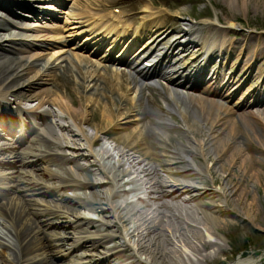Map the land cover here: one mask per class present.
I'll return each instance as SVG.
<instances>
[{
	"label": "bare ground",
	"instance_id": "obj_1",
	"mask_svg": "<svg viewBox=\"0 0 264 264\" xmlns=\"http://www.w3.org/2000/svg\"><path fill=\"white\" fill-rule=\"evenodd\" d=\"M228 1L232 2V0ZM247 1L264 2V0H235L237 3ZM38 7L40 9H34L30 5L18 1L0 0V131L4 132L1 131L0 136L6 134L10 140H13L12 145L0 146V152L2 149H8L7 152L1 153L2 159L0 158V180L1 183H5L4 187L0 184V196L14 192V190L19 191L18 185L10 183L16 173L28 172L40 162L49 161L51 164L63 162L70 166L65 177L60 172L47 167H44L41 172L42 176L55 179L58 182L57 185L55 183V186L41 187L37 185V181L34 183L27 180L26 183H23L25 180H21L23 184L21 190H29L32 194L43 198L55 193L56 198L52 200L59 199L64 203H71V206L67 207L68 210L75 211L76 208L73 205H78L83 209L88 207V211L96 213L101 218L96 224L89 214L79 212L76 219L69 222L70 225L84 223L97 228L95 233L83 236L80 233L90 232L89 229L81 230L73 227V241H78L76 247L97 249L98 246H102L105 250H110V253L107 251L108 254L102 259L91 261L88 264H147L130 251L129 244L126 242L117 246H107L108 241L119 238V235L109 229L122 223L125 227L124 230H127L128 224L125 223L124 215L129 212V209L124 211L128 206L132 207L134 214L139 218V224L133 230L137 250L148 256L150 264H204L215 260L216 255L224 251L223 247L206 238L199 229L202 219H206L215 226L217 223L215 213L219 216L223 215V209L216 207L218 205L215 202H221L227 207L224 211L229 213L236 214V210L240 209L246 215H249L250 210L251 213L254 212L253 218L258 214L257 204L254 203L248 184L254 181L258 184V190L264 191V161L262 159L264 157V120L261 119L257 109H252L253 104H257L256 107L264 105L262 82L260 81L255 87L256 95L252 102H247L246 96H241L244 100L242 99L238 106L240 112L233 113L234 117L229 116L226 112L228 109L214 98L223 86L227 84L228 87L234 83V77H230L229 81H225V79L213 81L214 77L211 76L207 87L200 92L202 95L188 93V97L177 91L181 82L170 83L173 90L168 95L163 92L153 93V89L156 88L148 81L140 85L136 84L131 97L124 95L122 91L118 92L121 82L113 85L118 98L113 95H103L98 92L97 87L92 88L91 82L96 75H99V69L105 71L107 69L104 68L110 66V63L117 62L123 53V48L115 52V59L111 61L107 58L110 54L108 53L109 49L101 55L96 54L101 45L97 44V47H95L96 45L91 47L93 49L91 51L87 49V44L93 41V36L88 35L72 44H63L60 51L54 50L52 55L55 58L52 61L43 60L48 53L46 49L53 47L57 42L65 43L82 34L84 30L79 28L83 25H89V27L91 25L92 32L98 30V33H105L103 38L108 35L110 38L115 36L113 40L118 38L123 41L129 37L131 41H134L142 36H147L145 41V43H149L147 47L153 46L155 50L160 49L164 40L169 37L166 31L154 35L147 28L139 30L136 28L132 33H128L123 29L124 27L120 29L119 21L114 17L106 16L104 18L101 15L96 19L86 11L80 10L71 14L67 23L53 27L52 41H48L46 38L40 40L37 35L29 33L37 31L30 23L34 19L54 17L55 15L50 9H47L48 6ZM144 8L149 11L151 6L145 4ZM163 14H149V16L163 17L165 16ZM216 21H219L217 17L215 20H205L211 27L205 34L201 33L203 41L199 43L201 45L199 49L205 47L207 63L215 57L213 46L218 44L220 50L224 46L223 53H231L237 46L232 43L225 46L224 39L227 36L225 34L232 29L218 28L217 24H214ZM189 25L186 30L182 29L173 33L176 36L175 39L167 42L168 44L166 43L167 45H164L161 51L168 47L167 52H169L170 49H176L181 43H198L195 35L200 32V26ZM43 36L49 37L50 35L43 34ZM68 49L71 50V54L66 53ZM62 53H66L64 58L61 57ZM187 62L184 61V64ZM112 68L115 69L116 65H113ZM222 70L221 66H218L214 72H222ZM110 71L114 74L118 73ZM245 73L242 72V77L245 76L244 80L251 77L250 74ZM191 77L195 78L196 76ZM198 81L195 79L194 82L188 83L186 88L195 92L198 89ZM59 94L67 97L69 107H79L85 112L83 114L73 109L69 111L70 119L75 125H78L80 133L83 135L87 129L86 127L82 128L81 123L91 121L90 116H92V118H98L97 126L94 125L95 137L99 133L113 135L125 131L121 137L131 136L142 140L141 143L138 141L134 144H129L128 141L125 144L127 151L139 152L143 146L146 149L144 154L154 152L156 149L147 137L158 139L160 153L157 156L163 159L159 170L166 173L165 176L160 174L156 167L145 163L144 159H139L127 152H121L117 161L118 168L114 171L113 177L109 178L104 175L102 180L86 179L83 175L86 170L92 171L98 178L104 174L99 162L95 158L90 159L95 154L92 149L94 136L93 138L85 137L89 148L84 151L74 138L69 144L67 138L65 139L63 136L65 142H61L55 136L53 126L46 122V116L56 117L55 125L59 130L68 132L72 137H79L70 123L62 122V114L55 110L42 109L46 104L49 106L55 103L61 107V102L56 98ZM10 97L14 102L9 100ZM135 97L136 102L133 101ZM160 98L166 102L165 107L160 104ZM22 99L26 101L33 99L36 104L28 108L30 111L23 112L19 106L21 102L18 101ZM175 113H178L184 122H187L190 117L204 120V124L193 123L188 130H181L179 135L185 141L182 140L178 144H175L176 138L168 132L170 131L168 129H175V125L169 118V115ZM35 124H41V130L47 136L42 134V138L36 136L31 141L36 143L37 140H42L46 146L53 145L58 150L57 152L51 153L37 146H33L34 149L23 151L22 154H19L17 149H9L22 148L20 147L22 142ZM222 124L226 125L227 131L223 136H220L221 132L218 129ZM163 129L167 132L165 139L159 137L160 131ZM141 135L142 137L139 138ZM69 145L74 147L69 149L72 151L71 156L62 153L63 147ZM103 149L109 157V150ZM214 154L216 156L212 157ZM9 157L15 160L9 161ZM78 157H83L88 164H75ZM218 163H220L222 174L211 177L212 184H217L219 187L215 190L210 188L207 180ZM125 164H128L127 169H124ZM131 173L135 174L134 177L125 182L124 177L129 178ZM140 178H144L143 183L146 186L142 195H137L134 200L126 201L124 205L119 203L118 199L124 194L139 190L136 182ZM116 182L120 183V186L128 183L132 186L130 190L126 191L120 186L116 188ZM65 188L73 190L75 194L68 196L62 191ZM97 188L106 190L103 196L97 193ZM232 190L235 191V198L231 200ZM8 199L10 201H7V208L0 206L2 221L0 223L4 225V218L6 216L10 218L8 232H5L0 225V245L3 248L0 251L2 264L49 263L47 254L51 252L53 245L43 236H39V230L34 231L35 223L40 221L44 227H61L59 229H62L63 232L66 231L67 223L56 220L58 214L50 206L47 208L29 206L27 213L22 198L12 195ZM249 199L252 201L248 202ZM42 200L49 201L48 197ZM28 201L42 202L38 198H30ZM161 207L165 210L160 211ZM149 209H152L154 214L149 215L152 212L148 214ZM159 211L163 213L162 216H159ZM26 213L35 217L26 219ZM109 217L115 221L110 222ZM163 217L165 220L162 219ZM225 225L226 223L223 221L222 231ZM217 230L219 231L220 228ZM120 236H122L121 233ZM174 238L181 239L195 257H191L175 247ZM61 240L59 245L65 246L66 238H61ZM4 248L9 252L7 253ZM122 251L129 252L126 257L127 261L122 259L124 256ZM8 255H11L12 258L9 259ZM244 263L245 260H238L229 264Z\"/></svg>",
	"mask_w": 264,
	"mask_h": 264
},
{
	"label": "rangeland",
	"instance_id": "obj_2",
	"mask_svg": "<svg viewBox=\"0 0 264 264\" xmlns=\"http://www.w3.org/2000/svg\"><path fill=\"white\" fill-rule=\"evenodd\" d=\"M25 3L30 5L31 7L35 9H40L38 6H48L53 13L54 17H48L45 19L38 20V22H33L31 25L38 24L37 28L38 30L36 32H29L33 35H37L38 38L42 39H49L51 40V36L53 35V27L56 25H63L68 22L69 17L71 14L75 12H79L80 10H86L92 13H96V16H101L105 18L106 15L109 14H123L122 17L123 22L129 26L130 29H133L134 31L136 28L139 30L147 28V30H151L154 33L162 34L166 31L168 34L164 43L171 42L173 39H175V33L177 30L180 29L179 26L183 25L184 27H187L189 24L200 26V32L196 34V38L198 39V42H200V36L201 33H206L207 30L211 27L208 25L206 21L215 20L216 17L219 19V21L214 22V24H217L218 28L226 29L231 28L232 30L229 32L227 31V35L225 37V43H232V45H237L234 49L235 51H231V53L226 54L224 60L220 62L222 64V68L225 75H231V77H234V83L229 85L228 87H223L219 94L215 96V100H217L220 104H222L223 107L227 108L229 116L234 117L233 113H239L240 110L238 109V106L240 105V102H242L241 96H246L245 99H247V102H252V99H254L256 95L255 87L258 85L260 81H262V84L264 85V2H242L237 3L235 0H232V2H229L228 0H25ZM145 4H148L151 6L150 12L153 15L162 14L165 16H149V11L145 10L144 6ZM108 5V7H106ZM112 7H118L120 10L119 12H114ZM112 8V9H111ZM161 11V12H160ZM91 27V25H90ZM89 25H83L79 29H83V33L76 39H73L71 41H66L65 43H55L53 47H49L46 49L48 52L43 60L49 59L52 61L55 56L52 55L53 51H60L63 44H71L73 42L79 41L80 38H83L85 36L91 35L94 38H98L100 41V44L103 43V50L104 49H110L113 50L109 54V60H114L113 56L116 51H118L123 46V41L120 42L118 45L116 43H112L115 38V36H112L111 38L109 35L106 38L105 33H98V30H90ZM71 30V29H70ZM89 31V32H88ZM131 31V32H132ZM92 32V33H91ZM43 34L50 35L49 37L43 36ZM152 34V33H151ZM147 36L141 37L139 40V43L137 46L141 45L142 41H146ZM228 39V40H227ZM118 41V38L116 39ZM121 41V40H119ZM99 43V42H98ZM97 44V43H96ZM195 43V47L198 46ZM94 44V41L91 42L88 45V48H90ZM162 45V46H163ZM114 46V47H113ZM136 46V47H137ZM113 47V48H112ZM194 47V45L192 46ZM101 48V49H102ZM134 49V48H133ZM98 53V52H97ZM196 54V48L192 49V55ZM204 57V54H201ZM66 56V53H62L61 57L64 58ZM215 60L209 61L207 63V66L209 68H215L218 65H216ZM243 73L250 74L251 77L244 80L245 76H243ZM239 81V79H241ZM121 82V87L118 92H123L124 95H128L129 97L133 96L132 90L135 89V86H133L132 83L123 75L121 74H114L110 71H101L99 69V75L95 76V79L92 80L91 85L92 88L98 89V92L103 93V95H113V97L118 98L116 95V90L114 89V83ZM236 83V84H235ZM239 83V84H238ZM204 84H201L199 89H197V92H194L196 95H202L200 91L204 87ZM127 86V87H126ZM126 87V88H125ZM132 88L131 90H129ZM163 93H167V87L166 88H160ZM157 93V90H154ZM94 92V91H93ZM73 93V90H72ZM181 93L188 97L189 92L185 89L181 90ZM73 95H75L73 93ZM252 97V98H251ZM56 98L59 99L61 102V107H58L57 103L53 105H44L42 108L48 109L50 111H57L58 113L63 115L62 122L70 123L72 128L79 134V137H72L69 135L68 132L60 131L56 125H55V119L53 116H46V122L48 125L53 126L55 136L61 141L65 142V139L67 138L69 144L72 143V139H76V142L78 145L82 146V150L87 151L88 145L87 140L85 137L93 138L94 136V125L97 126L98 118H92L91 121H88L87 123H81V127H86L87 131L85 135L80 133L78 125H75L73 121L70 119L69 111L77 110L85 114L82 108L79 107H69L67 102V97L63 96L62 94H59ZM11 102H14L13 98L10 97L9 99ZM160 104L162 107L166 106V102L161 99ZM21 103L19 105L23 109V111H28V108L33 107L36 104L35 100L26 101L25 99L18 100ZM136 102V97L133 100ZM16 104V102H15ZM257 104L252 105V109H257V112L261 115V119L264 120V105L257 106ZM40 112V110H37ZM42 111V110H41ZM172 116V117H171ZM45 117V118H46ZM169 118L171 119V122L175 125V129H168L169 133H171L176 139L175 144H178L182 140L185 141V139H182L179 135V132L183 129L190 128V125L193 123L198 124H204V120L201 118L200 120L195 119L193 117H190V119L187 122L182 121L181 116L178 113L169 115ZM260 126V125H259ZM41 124H35L30 133L28 134L27 138L22 142L21 146L22 148H9V149H17L19 154H22L23 151H28L29 149H34L33 146L40 147L41 149H45L48 152L55 153L58 150L55 149L53 145L46 146V144L42 143V140H37L36 143L32 142L31 139L33 137L42 138L43 131L41 130ZM226 125L222 124L218 131L221 132L220 136H223V134L226 133ZM2 131V130H1ZM0 131V132H1ZM3 132V131H2ZM166 130L160 131V138L165 139L167 132ZM4 133V132H3ZM125 131L114 133L113 135H104L103 138V146L109 147V153H112L111 157H104L102 156L105 154L104 149L97 148L95 154H93V157H90L91 160L94 158L99 161V164L101 166V169L105 171V174H103L102 177H97V175L93 174L92 171L86 170L84 171L83 175L86 179L91 180H102L104 179V175L111 178L114 175V170L116 171L118 168L117 161L119 159V152L120 151H126V147L124 144H126L129 141V144L137 143L138 141L141 143L142 140H137L131 136L129 137H121L122 134H124ZM45 135V134H44ZM103 135V134H102ZM65 136V139L64 137ZM106 136V137H105ZM142 135L139 137L141 138ZM148 141L153 144L156 151L155 152H148L146 154V149L142 146V149L139 152H133L131 155H134L135 157L139 159H144L145 163H148L149 165H152L158 169V172L165 176L166 173L159 170L160 164L162 162V158L158 157L157 155L160 153L158 150L159 141L158 139L154 137H147ZM255 141V140H254ZM5 142V143H2ZM118 142H122L123 144H120ZM13 140H10L9 136L6 134H3V136H0V146L2 145L9 146L12 145ZM64 145V144H63ZM30 146V148H29ZM114 146V148H113ZM73 149L71 145L67 147H63L62 153H65L68 156L72 155V151L69 149ZM113 148V150H112ZM8 149H2L0 152V158L2 159V154L4 152H7ZM87 154V153H86ZM88 156V155H85ZM216 156L215 154L212 155ZM106 158V159H105ZM264 161V157L262 158ZM15 160L11 157L8 159ZM75 164H88V162L83 157H78L75 161ZM107 165V166H106ZM112 165L113 168H110L109 166ZM44 167L50 168L52 170L60 172L64 177L67 175L68 170L70 166L66 163L60 162L59 164H51L49 161L46 162H40L35 165V168L29 169L28 172L24 173H16L15 177H13L10 180V183L13 185H18L19 191L14 190V192L7 193L4 196H0V206L2 208H7V201H10L8 197L12 196L15 197L16 195L22 198V201L24 202V209L28 213L29 212V206L33 207H39V208H47L48 206L52 207L54 211H56L58 214V218L56 220H61L63 223H67L66 231L63 232L62 229H59L57 227H44V225L39 221L36 222V227L34 231L40 232L39 236H43V238H46L51 246V252L47 254V260L49 263L44 264H76V263H82V264H88L91 261L102 259L105 255L110 253V250H105L104 247L98 246L97 249H92V247H76L78 245V241H73V227H76L77 229H89L90 232L86 233H80L81 235H87L89 233H95L96 227L87 225L84 223H73L70 225V221H74L76 219V215L80 212L81 214H88V207L87 208H80L78 205H73L76 210L70 211L67 209V207L71 206V203L69 202H62L59 199L52 200L56 198L55 193H51L47 195L49 201H43L42 199H46L47 197L43 198L42 196L39 197V195H34L32 192L23 191L22 188V182L21 180H25L26 183L27 180L32 181L35 183L37 181L38 186H46V185H52L56 182L55 179H48L46 176H42L41 172H43ZM74 168V166H73ZM128 168V164H125L124 169ZM28 169V168H27ZM123 169V168H122ZM239 172V170H238ZM222 174V171L220 169V163L217 164L214 172H212L211 175H209L207 183L209 184L211 189H219L217 184H212L211 177L213 175ZM134 173L129 174V177H134ZM124 179H127V176L124 177ZM34 180V181H33ZM144 178H140L139 181L136 182L137 186L139 187V190L137 192H132L130 194H124L123 197H120L118 199L119 203H124L126 201H131L136 199L137 195H142V191H144L145 187L143 183ZM2 186H5V183H1ZM117 184V182H116ZM118 185V184H117ZM131 184H123V188L130 187ZM258 184L254 181L250 182L248 184V188L251 192V195L254 198V203L257 204V211L258 214L256 217H252L251 210L249 212V215H246L241 211L240 209H237V213L234 214V212H227L224 211L227 209L226 206H224L221 202H215L221 209H223L221 216H219L217 213H215V216L217 217V223L215 226L211 224L206 219H202V223L199 225V229L206 238L209 240L216 242L218 245L222 246L224 251L219 252L216 256V259L204 263V264H229V263H235L238 260H245L244 264H264V191L258 190L257 188ZM65 192L68 196H73L75 192L71 189L65 188L62 190ZM105 189L103 188H97V193H99L100 196H103L105 193ZM235 191H231V200L235 198ZM3 197V198H1ZM30 198H38L42 202H34V201H28ZM252 200H248V202H251ZM29 203V204H28ZM63 204V205H62ZM220 205V206H219ZM64 206V207H62ZM57 208V209H55ZM215 208V207H214ZM129 209V218L131 221V225L133 228L128 231H122V227L119 223V226L112 227L111 230L116 235H119V238L115 240H110L107 242V246H117L118 244L122 242H126L129 244L130 251L135 253V255L143 262L150 264V260L146 254H141L136 247L135 237L132 235V231L134 230V227L139 224V218L137 215L134 214V210L131 206H128L127 209L124 211L126 212ZM160 211L165 210L163 207L159 208ZM152 211V209L148 210V214ZM159 211V212H160ZM26 213V219L32 216L31 214L27 215ZM154 214V211H152L149 215ZM163 213H159V216H162ZM200 216L199 214H197ZM4 225L0 223L1 227H3V230L5 232H8L10 229V218H7V216L4 218ZM100 219V218H99ZM110 222H113L112 218H110ZM165 220V218H162ZM223 221L226 223L224 230H221V226L223 225ZM0 222L1 219H0ZM96 224L99 223V221H95ZM220 230L218 231L217 229ZM120 231L124 232V235H128L127 238L124 236H120ZM57 232V233H56ZM110 232V231H109ZM53 234V235H52ZM130 234L132 236H130ZM61 238H66V244L65 246H60V242L62 241ZM75 245V246H73ZM174 245L178 249L186 252L191 257H195L190 250L182 243L181 239L174 238ZM75 248V249H74ZM120 249V248H118ZM116 249V250H118ZM3 248L0 245V251H2ZM4 250L8 253L9 250L4 248ZM108 251V253H107ZM128 251H122V254L124 256L122 259L126 260V257L128 255ZM7 255V254H6ZM3 256L1 255V258ZM8 258L11 259L12 256L8 255ZM128 263V262H127ZM0 264H2V259H0ZM113 264V263H110Z\"/></svg>",
	"mask_w": 264,
	"mask_h": 264
}]
</instances>
